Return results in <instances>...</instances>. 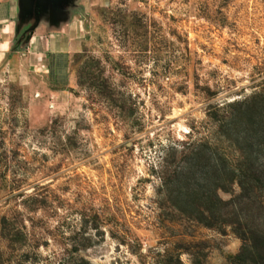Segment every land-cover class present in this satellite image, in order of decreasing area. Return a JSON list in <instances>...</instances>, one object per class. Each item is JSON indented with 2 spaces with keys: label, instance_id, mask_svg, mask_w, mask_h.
I'll list each match as a JSON object with an SVG mask.
<instances>
[{
  "label": "rangeland",
  "instance_id": "1",
  "mask_svg": "<svg viewBox=\"0 0 264 264\" xmlns=\"http://www.w3.org/2000/svg\"><path fill=\"white\" fill-rule=\"evenodd\" d=\"M44 1L75 48L0 58V264H264V0Z\"/></svg>",
  "mask_w": 264,
  "mask_h": 264
},
{
  "label": "crops",
  "instance_id": "2",
  "mask_svg": "<svg viewBox=\"0 0 264 264\" xmlns=\"http://www.w3.org/2000/svg\"><path fill=\"white\" fill-rule=\"evenodd\" d=\"M29 0H0V58L10 53L11 46L15 38L18 41L28 38L30 48L34 42H38L43 60L47 62V72H53L59 75V71L68 61V54L74 49L73 39H69L66 31L70 26L65 28L63 21H66L68 4L61 7V11L54 14L51 11L52 5L42 3L38 11V4H29ZM33 20V24L28 26L26 32L20 36L19 23L23 20ZM25 32V33H26ZM18 36V37H17ZM56 43H55V41ZM31 55H29L30 58ZM57 85H60L59 82Z\"/></svg>",
  "mask_w": 264,
  "mask_h": 264
},
{
  "label": "trees",
  "instance_id": "3",
  "mask_svg": "<svg viewBox=\"0 0 264 264\" xmlns=\"http://www.w3.org/2000/svg\"><path fill=\"white\" fill-rule=\"evenodd\" d=\"M254 238V237H253ZM253 238H251L253 240ZM256 242V239H255ZM254 242V243H255ZM255 245H258L260 249H262L264 251V237L260 238V240L258 239V242L255 243ZM239 257H241L240 255L237 256V258L239 259Z\"/></svg>",
  "mask_w": 264,
  "mask_h": 264
}]
</instances>
